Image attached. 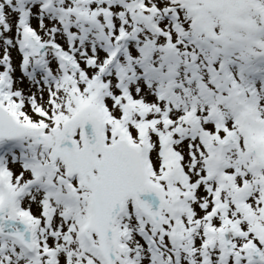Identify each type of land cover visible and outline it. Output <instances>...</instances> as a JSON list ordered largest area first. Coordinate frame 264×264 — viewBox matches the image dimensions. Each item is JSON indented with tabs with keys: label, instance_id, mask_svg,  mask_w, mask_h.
I'll return each mask as SVG.
<instances>
[{
	"label": "snow or ice",
	"instance_id": "obj_1",
	"mask_svg": "<svg viewBox=\"0 0 264 264\" xmlns=\"http://www.w3.org/2000/svg\"><path fill=\"white\" fill-rule=\"evenodd\" d=\"M0 264H264V0H0Z\"/></svg>",
	"mask_w": 264,
	"mask_h": 264
}]
</instances>
